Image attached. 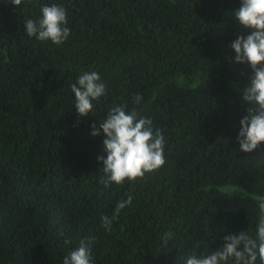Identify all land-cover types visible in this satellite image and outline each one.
Returning a JSON list of instances; mask_svg holds the SVG:
<instances>
[{
    "label": "trees",
    "instance_id": "trees-1",
    "mask_svg": "<svg viewBox=\"0 0 264 264\" xmlns=\"http://www.w3.org/2000/svg\"><path fill=\"white\" fill-rule=\"evenodd\" d=\"M40 2L67 9L71 34L59 47L25 34L38 7L0 0V264H62L87 238L93 264H185L225 235L254 234L264 153L236 142L252 75L230 47L250 34L233 17L241 0ZM84 71L107 85L95 115L74 105L70 86ZM136 93L141 115L164 132L167 163L105 189L103 133L91 126L114 104L134 107ZM129 192L132 205L106 232L101 215Z\"/></svg>",
    "mask_w": 264,
    "mask_h": 264
},
{
    "label": "clouds",
    "instance_id": "clouds-1",
    "mask_svg": "<svg viewBox=\"0 0 264 264\" xmlns=\"http://www.w3.org/2000/svg\"><path fill=\"white\" fill-rule=\"evenodd\" d=\"M17 7L31 5L39 8L40 15L24 21L25 34L41 43L51 42L59 47L71 34L68 25V13L63 4L41 3L40 0H9ZM23 10V7H22ZM233 17L242 29L250 31L248 35H239L230 45L235 52L234 63L250 66L252 75L249 83L242 90V99L247 102L246 115L240 120L237 143L240 151L252 153L260 149L264 142V0H241L240 7ZM74 105L79 116L95 115V105L107 96V85L97 71H84L71 84ZM143 97L136 93L129 109L127 104L112 105L108 108L106 119L99 124H92L91 135L103 133L102 152L97 157L102 162V175L99 183L105 189L113 184L117 188L125 184L135 185L148 176L157 174L167 163L165 156L166 138L162 129L155 127L151 118L141 115ZM264 164V160L257 161ZM126 199L115 205L111 216L102 214L101 227L108 233L114 223L120 219L121 212L132 205L131 192ZM257 200L259 219L253 232L241 231L223 237L222 246L199 258L193 253L185 264H264V197ZM123 230V229H122ZM172 239V232H165L161 237L167 246ZM92 238L81 239L79 246L63 257L62 264H93L91 256ZM65 243H71L66 240ZM242 246V249H241Z\"/></svg>",
    "mask_w": 264,
    "mask_h": 264
}]
</instances>
